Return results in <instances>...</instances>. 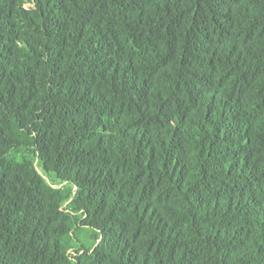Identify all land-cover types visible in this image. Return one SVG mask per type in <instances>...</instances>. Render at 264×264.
<instances>
[{
  "label": "trees",
  "instance_id": "trees-1",
  "mask_svg": "<svg viewBox=\"0 0 264 264\" xmlns=\"http://www.w3.org/2000/svg\"><path fill=\"white\" fill-rule=\"evenodd\" d=\"M0 264H264V0H0Z\"/></svg>",
  "mask_w": 264,
  "mask_h": 264
},
{
  "label": "rangeland",
  "instance_id": "rangeland-1",
  "mask_svg": "<svg viewBox=\"0 0 264 264\" xmlns=\"http://www.w3.org/2000/svg\"><path fill=\"white\" fill-rule=\"evenodd\" d=\"M38 170L40 171V173L52 184H54L55 186H64L66 187L68 192H71V194L74 196L75 194V190L76 188L73 187L72 185L68 184V183H62V182H58V181H54L53 178L46 174L40 167V165L38 164V161L36 160L35 162ZM65 207L69 206V202H66ZM94 241L95 238L93 237V234L91 233V231H89L88 229H82L78 232L75 240H74V248L72 250V254L73 256H78V250L83 246L85 248H90L94 245Z\"/></svg>",
  "mask_w": 264,
  "mask_h": 264
}]
</instances>
